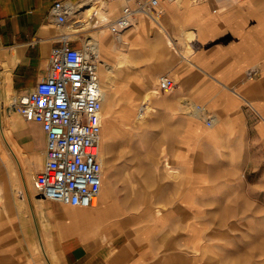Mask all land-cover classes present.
Masks as SVG:
<instances>
[{"label":"crops","instance_id":"crops-1","mask_svg":"<svg viewBox=\"0 0 264 264\" xmlns=\"http://www.w3.org/2000/svg\"><path fill=\"white\" fill-rule=\"evenodd\" d=\"M55 1L0 0V134L2 127L10 129L16 147L25 154L42 152L41 168L45 160V136L41 125L23 118L17 122L15 117L21 115L11 106V100L37 86L47 72L51 48L59 44L61 35L71 34L66 32L67 23L59 26L49 14ZM66 1L71 4V9L74 7V14L71 10L68 20L85 15L84 10L94 4L92 27L96 21L117 17L126 4L121 0ZM129 1L135 3L136 0ZM110 2L112 9L108 11L102 4ZM99 4L102 6L98 7ZM161 7L162 29H165L162 25L165 18L167 24L184 28L182 34L187 42L200 38L208 43L188 58L178 52L191 67L189 73L194 76L199 72L202 76L197 98L208 112L211 108L219 116L218 120L216 115L210 114L213 121L209 126L203 121L211 130L192 136L185 132L184 148L176 154V165L182 174L180 179L192 183L190 191L180 190L178 195H189L185 203L195 206V203L210 202L209 198L213 196L207 193L211 189L231 185L241 168L242 156L250 154V146L256 147L257 142L264 140V0L163 1ZM99 30L94 31L96 38H93L101 43L102 36L108 32L98 34ZM215 39L219 41L214 42ZM78 43L72 42L75 46ZM98 50L100 54V47ZM190 119L199 124V117ZM250 129L254 131L253 138ZM180 156L185 159V164L179 161ZM5 178L6 175L1 173L0 185L3 188L7 185L8 197L3 196L1 201L4 210L0 209V227L4 229L1 228L0 236L7 238V244L13 242L14 229V235L20 236L22 242L28 237V250L19 252L23 264H49L44 258L46 255L57 259L58 264L213 263L200 258L204 253L208 254V249H204L199 258L190 256L186 262L181 260L182 254L187 252L177 249L173 236L166 240L169 246L160 245L162 239L156 242L147 239L163 229L158 228V223L148 224L144 230L128 226L126 221L136 219L135 213L127 212L124 218L114 217L123 213V207L115 198L110 197V202L102 200L94 206L66 205L36 197L33 180L28 178V188L23 187L24 196L18 197L15 191L18 201L14 202L11 180L5 182ZM162 188L164 192L160 194L174 196V205L158 214L147 212L145 219L188 221L209 218V212L203 207L192 210L191 206L184 213L175 211L179 186L167 182ZM195 188L201 189L198 195ZM214 202L222 203L224 199L217 198ZM116 207L118 212L113 215L112 209ZM187 225L185 222L183 228L186 238ZM196 228L200 235L203 234ZM168 230H173L176 235L178 229ZM186 238L183 244L194 249ZM161 246L163 251L159 250Z\"/></svg>","mask_w":264,"mask_h":264},{"label":"rangeland","instance_id":"rangeland-1","mask_svg":"<svg viewBox=\"0 0 264 264\" xmlns=\"http://www.w3.org/2000/svg\"><path fill=\"white\" fill-rule=\"evenodd\" d=\"M121 2L124 3L125 0ZM125 3L133 5L129 0ZM107 4L110 6L106 3L104 6L111 11V3ZM101 6L99 4L98 7ZM85 17L87 18L85 15L78 17L80 22H75V17L70 18L66 32L79 35L81 40L96 38L94 31L98 29H88L90 24ZM133 21L121 33V43L117 42L116 34L109 32L102 34L104 36L101 43L97 40L101 44L100 81L105 90L101 108L103 127L100 158L103 159V183L100 202H110V197L118 200L123 213L114 216L116 218H124L127 212L135 213L136 219L126 221L130 227L144 230L148 224L158 223V228L163 231L146 238L154 242L162 239L163 243L160 245L164 246L167 244L166 240L173 236L177 249L187 252L181 257L185 262L190 256L199 258L202 251L208 249V254L204 253L200 257L208 263L264 264V140L257 142L256 147L250 146V154L242 156L241 168L231 185L214 188L207 193L213 196L209 198L210 202L195 203V206L191 202L189 205L185 203V198L188 200L189 195L183 197L178 194L180 190L190 191L192 183L180 179L182 174L176 165V154L184 148L185 132L192 136L211 128L204 125L203 117L198 120L201 126L190 119L198 117L193 106H203L197 98L202 76L196 71L197 74L192 72L195 75H191V67L178 52L188 58L208 43L200 38L187 42L182 34L184 28L167 24L165 18L162 20L165 29L161 28V22L156 25L142 15ZM217 41L219 40H214ZM102 60L106 61V67L101 66ZM162 74L169 75L176 82L172 90H158L157 79ZM102 76L106 77V81L102 82ZM209 109V113L216 115L219 120L217 112ZM15 120L23 121L18 114ZM2 128L5 135L0 134V174L6 175L5 182L11 180V196L15 202L18 201L15 191L18 197L24 196L23 187L28 188L26 181L29 178L32 182L41 168L42 152L25 154L16 147L11 130ZM248 131L253 138L254 131ZM10 148L16 157L11 154ZM178 159L181 163H186L182 156ZM165 162L171 165L172 171L167 170ZM188 174L190 175L189 171ZM167 182L179 186L175 211L184 213L191 206L192 210L203 207L209 212V218L188 221L145 219L147 212L158 214L174 205V196L160 194L164 192L162 185ZM6 190L7 185L5 188L0 185L1 210H4L1 205L2 197H8ZM194 191L198 195L201 189L195 188ZM217 198L224 199V202L215 203ZM112 212L113 215L116 214L118 207L112 209ZM185 222L188 223L187 238L183 230ZM175 227L178 229L176 235L173 230H168ZM196 227L201 229L202 236ZM1 228L4 229L0 227V230ZM12 232L11 244L5 243L7 238L0 236V264L24 263L19 252L28 250V237L22 242L20 236L14 235L15 229ZM185 238L194 249L183 244ZM163 246L159 250L163 251ZM58 263L57 259L50 258L49 264Z\"/></svg>","mask_w":264,"mask_h":264},{"label":"built area","instance_id":"built-area-1","mask_svg":"<svg viewBox=\"0 0 264 264\" xmlns=\"http://www.w3.org/2000/svg\"><path fill=\"white\" fill-rule=\"evenodd\" d=\"M91 1V0H89ZM178 0H136L124 4L119 15L93 28L106 27L112 34L127 30L137 15L156 25L163 15L161 2ZM71 4L57 0L50 16L59 26L68 21ZM73 36V37H71ZM78 45L72 44L73 41ZM100 54L92 37L63 34L51 48L49 66L37 86L12 97L11 106L26 121L39 123L45 136V160L33 178L36 194L73 206H94L103 181L100 161L103 88L99 77ZM176 86L172 77L162 74L157 79L160 92ZM206 125L212 116L201 106H194Z\"/></svg>","mask_w":264,"mask_h":264},{"label":"bare ground","instance_id":"bare-ground-1","mask_svg":"<svg viewBox=\"0 0 264 264\" xmlns=\"http://www.w3.org/2000/svg\"><path fill=\"white\" fill-rule=\"evenodd\" d=\"M126 2V1H125ZM111 3V2H110ZM92 4V3H91ZM103 6L105 5V3H103L102 4ZM107 6H108V4H106ZM90 7V6H89ZM72 11H71V13H73L74 14V7L72 6V9H71ZM93 10H95V6H94V4H92L91 5V7L90 8H87L86 10H84V13L86 12V14H85V16H87V18L89 17V19H90V21H88V24H90V27L88 28V29H90L91 27H92V12H93ZM137 17H141V15L139 14V15H137L135 18H137ZM86 18V17H85ZM86 18V19H87ZM134 18V19H135ZM81 20L78 18H76L75 19V22H80ZM132 22H134V21H132ZM103 30V31H102ZM96 31V30H95ZM105 31L106 32H109V33H111L110 32V30L108 29V28H106V27H102V28H100V30H99V32L100 33H105ZM112 34V33H111ZM102 35V34H101ZM116 38H117V42L118 43H121V41H123V37L121 36V33L120 34H117L116 35ZM97 43H98V41H97ZM98 45V48L100 47L99 46V44H97ZM183 55H181V57H182ZM182 58H184V56L182 57ZM100 62H101V60H100ZM120 62H122V61H120ZM119 62V63H120ZM101 66H103V67H106V61L105 60H102V63H101ZM195 67V66H194ZM102 68V67H101ZM99 77H100V74H99ZM101 79H102V82H104V81H106V77H104V76H102L101 77ZM104 88H103V95H104ZM103 99H104V97H103ZM191 108H192V105L190 106ZM193 109H194V106H193ZM194 113H197V112H195L194 111ZM198 115H199V113H197ZM101 117H102V113H101ZM102 127H103V117H102ZM102 131V130H101ZM2 132V135L4 136L5 134H4V132L3 131H1ZM7 138V137H6ZM5 141L7 142V140L5 139ZM100 144H101V140H100ZM10 150H11V154L13 155V156H15L16 157V155H15V153H14V151L10 148ZM100 161H101V163L103 164V159H102V157L100 158ZM18 163H19V165H20V162L18 161ZM165 165H166V168H167V170H173V168L171 167V165L169 164V163H167V162H165ZM22 172V171H21ZM101 189H102V186H101V188H100V191H99V193H98V195L96 196V198H95V202H96V204L98 203V202H100V196H101ZM115 211V210H114ZM40 248V247H39ZM42 252V251H41ZM45 255H46V253H45ZM42 256V255H41ZM48 262H50V257L49 256H45L44 257Z\"/></svg>","mask_w":264,"mask_h":264},{"label":"water","instance_id":"water-1","mask_svg":"<svg viewBox=\"0 0 264 264\" xmlns=\"http://www.w3.org/2000/svg\"><path fill=\"white\" fill-rule=\"evenodd\" d=\"M36 197H42L41 195H39V194H36Z\"/></svg>","mask_w":264,"mask_h":264}]
</instances>
